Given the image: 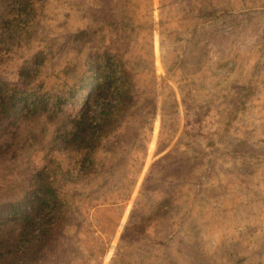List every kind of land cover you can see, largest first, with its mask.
Here are the masks:
<instances>
[{
	"label": "rangeland",
	"instance_id": "374dc122",
	"mask_svg": "<svg viewBox=\"0 0 264 264\" xmlns=\"http://www.w3.org/2000/svg\"><path fill=\"white\" fill-rule=\"evenodd\" d=\"M213 1L218 17L194 32L200 20L194 0H173L163 10L160 0L140 6L141 17L149 18L150 9L154 23L158 114L142 132L146 142L138 132L146 117L132 114L112 138L117 143L99 151L97 172L64 187L77 189L68 220L38 264H264V0ZM115 3L43 0L36 29L0 71L13 76L31 49L46 46L47 78L63 77L67 60L81 61L92 41L109 38ZM86 26L95 37L72 41L68 32ZM145 29L134 40L144 42L135 53L148 48ZM162 79L173 95L159 89ZM162 119L164 135L175 129L157 151ZM160 205L167 211H157ZM135 222L140 233L131 228Z\"/></svg>",
	"mask_w": 264,
	"mask_h": 264
},
{
	"label": "trees",
	"instance_id": "16d2710c",
	"mask_svg": "<svg viewBox=\"0 0 264 264\" xmlns=\"http://www.w3.org/2000/svg\"><path fill=\"white\" fill-rule=\"evenodd\" d=\"M150 1L118 0L111 5L107 22L111 35L95 45L92 41L83 59L77 60L79 63L67 60L63 77L47 78L46 46L31 49L28 59L16 64L13 76L0 71V189L7 194L11 188L15 190L8 196L0 192V264H38L44 258L49 238L55 233L63 234L62 222L68 220L67 208L76 188L64 187L97 172L102 163L99 151L117 138L115 133L128 125L132 114L146 117L138 128L141 139L142 132L150 131L158 114L151 41L154 23L150 9L149 18L143 19L139 13L140 6ZM172 1L160 0L161 10ZM42 2L0 0V64L28 41L32 29H36ZM195 2L193 8L199 10L200 20L192 26L193 32L219 15L213 0H207L205 5ZM88 8L85 11L91 14ZM194 16L192 13L191 18ZM162 18L160 27L167 23ZM144 28L149 36L145 42L148 48L145 53H135L134 48L140 47V42L142 47L144 42L142 38L136 43L134 40ZM117 31L119 34H115ZM68 34L75 42L95 37L89 26ZM143 84L147 89H141ZM160 88L174 94L163 79ZM143 105L147 109L141 111ZM174 127L164 135L162 119L157 151L164 149L162 141H169ZM112 143L117 140L114 138ZM14 172L18 174L16 178L12 177ZM111 172L106 170L104 174ZM157 211L166 212L167 207L160 205ZM141 226L135 222L131 228L138 233ZM121 249L116 246L118 257ZM98 250L104 252L106 248Z\"/></svg>",
	"mask_w": 264,
	"mask_h": 264
}]
</instances>
